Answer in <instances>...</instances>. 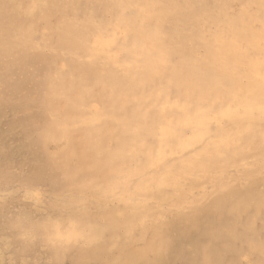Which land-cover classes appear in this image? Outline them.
<instances>
[{
    "label": "clouds",
    "instance_id": "obj_1",
    "mask_svg": "<svg viewBox=\"0 0 264 264\" xmlns=\"http://www.w3.org/2000/svg\"><path fill=\"white\" fill-rule=\"evenodd\" d=\"M0 264H264V0H0Z\"/></svg>",
    "mask_w": 264,
    "mask_h": 264
}]
</instances>
